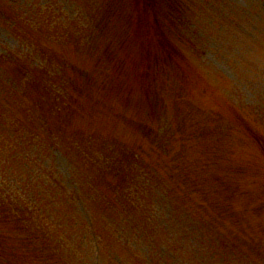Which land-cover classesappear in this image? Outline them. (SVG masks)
Instances as JSON below:
<instances>
[{"label":"rangeland","instance_id":"rangeland-1","mask_svg":"<svg viewBox=\"0 0 264 264\" xmlns=\"http://www.w3.org/2000/svg\"><path fill=\"white\" fill-rule=\"evenodd\" d=\"M152 2L181 56L153 36L132 73L136 0H0V264H47L48 224L67 264H166L176 246L205 264L213 245L206 264H264V0ZM244 7L251 22L223 23ZM91 185L127 200L94 211Z\"/></svg>","mask_w":264,"mask_h":264},{"label":"trees","instance_id":"trees-1","mask_svg":"<svg viewBox=\"0 0 264 264\" xmlns=\"http://www.w3.org/2000/svg\"><path fill=\"white\" fill-rule=\"evenodd\" d=\"M179 1V0H178ZM137 3V11L135 14V21H133V35L132 37H134V39L136 40V47H134V52L131 51H124L122 52V65L126 66V69L135 73L137 72V70H141V61L146 62L147 61V65L149 64V58L152 56V48L155 47L154 45L150 44V43H154L151 40V37L159 35L158 39H157V48H159L158 50L159 53V57L164 54L162 56L163 61L165 62H170L171 60H175L178 59L179 56H181V51L179 49V46L176 44V41L174 38L175 35H177L178 33V28L177 26L174 24V20L170 17V15L168 13H165L163 15H160L159 17L156 15V10L154 8L153 2L152 0H136ZM251 11L248 8H242L241 11L237 14L236 16V20L233 21L232 19L227 18L226 16L223 15V23H226L227 25H235L236 27L238 25H242V24H246L248 22H251ZM255 20H257V18H255ZM185 21V19L182 20V22ZM163 29H162V28ZM147 41H149L150 43H148ZM122 42V46H124V39L121 40ZM113 47V46H112ZM114 48V47H113ZM132 48V47H131ZM114 53L111 51H107L104 56H106V59L108 62H111V60L113 58H111ZM110 60V61H109ZM146 65V66H147ZM22 66V65H21ZM24 67V66H22ZM122 69V68H120ZM118 69V70H120ZM151 69L148 68L147 70H145L144 72H149ZM120 73H122V71H120ZM4 74L0 73V77H2ZM0 88L2 90H4V88H2L0 86ZM146 129V128H145ZM264 146V143H263ZM118 161V160H117ZM115 162V161H114ZM114 162L111 164L113 165ZM120 163V161H119ZM122 171V170H121ZM106 172V171H104ZM117 176V175H116ZM91 189H92V195L94 196V199L92 198H88V203H89V207H91L94 211H96L101 205H104L106 207L105 211L109 212L110 214L112 212H116L120 209V207L123 204V198L122 195L124 194V190L123 189H119V187L117 186H112L111 190L114 192V196L109 200H103L101 197V192L99 189H96L94 185H91ZM123 190V191H122ZM127 200V196L125 195L124 201ZM57 205H62L60 208ZM63 204L59 201L56 202V205L54 206L52 203L49 204V207L47 209V218L48 220H50V215H51V210H56L58 212V214L60 215L63 209ZM62 208V209H61ZM170 210L172 213H170V223L176 222V224L178 226H183L180 222V218L177 220L174 218V215L176 214V210L173 208L172 205L169 206ZM43 213V211H42ZM31 215H33V212L30 213ZM17 215V214H16ZM97 221H99L100 223H102V227L105 228L106 231L109 232V230L114 229V225L111 223V221L108 219H106L105 217H100V216H95ZM186 219H184V221H193V217L191 218L188 214L185 216ZM30 223H32L33 225H38L35 220H33V218H30ZM198 224V223H197ZM199 225V224H198ZM36 226V227H37ZM40 229H42L40 232L42 233V237H45L44 239L46 240V244L47 246L50 248H48V253L46 258L44 260L47 261L46 263L49 264L52 261V257H56V259L58 261H61L63 264H67V261L63 258L62 252V245L59 247H55L53 250V245L54 242H57L59 244H61L57 237L54 236L53 234V230H52V226H50L48 224V226H41L39 227ZM93 228L95 229V224L93 223V225L91 226V229L93 230ZM160 229H164V230H169V232H172V226H166V227H160ZM156 227L153 226L151 227V232H149L150 234H152L154 236L155 232H156V238H153L154 240L160 239V234L157 233ZM163 230V231H164ZM203 229H200V231H202ZM176 235L178 237H176L174 239L173 236H171V239L174 240L176 243L179 242V236L178 235V231H176ZM202 237H205V234L202 235ZM202 238V239H203ZM104 241L105 238L103 237ZM36 241H38V238L35 239ZM32 242V241H30ZM159 241L157 240V243ZM184 244V243H183ZM31 245L36 246V244L31 243ZM186 245V244H184ZM161 249V247H164L163 245H158ZM174 251H179L180 248L178 246L174 247ZM168 248H164L161 249L162 255L164 258L169 259V262L166 264H185V263H180L178 259H180V256L178 253L174 252ZM212 251H213V256L212 257H207L206 260L204 259H199L196 258L198 261L202 262V263H208V262H214L217 257H218V252L215 250L214 245L212 247ZM54 253H58L59 255H61L62 258H59L58 255H55ZM67 259V258H66ZM213 260V261H211ZM24 261V260H23ZM22 261V262H23ZM51 261V262H50ZM125 262L128 263V259L123 260ZM124 262V263H125Z\"/></svg>","mask_w":264,"mask_h":264}]
</instances>
